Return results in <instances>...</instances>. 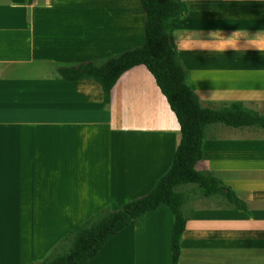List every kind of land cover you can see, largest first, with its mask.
<instances>
[{"label": "crops", "instance_id": "obj_1", "mask_svg": "<svg viewBox=\"0 0 264 264\" xmlns=\"http://www.w3.org/2000/svg\"><path fill=\"white\" fill-rule=\"evenodd\" d=\"M183 1L173 41L201 104L264 115V0ZM144 24L140 0H0V264L41 260L169 168L178 125L143 66L120 76L108 102L97 82L57 73L141 46ZM234 31L235 49L222 50ZM207 135L196 167L240 206L192 197L176 264H264V129L214 124ZM172 221L166 205L145 212L85 264H172Z\"/></svg>", "mask_w": 264, "mask_h": 264}, {"label": "trees", "instance_id": "obj_2", "mask_svg": "<svg viewBox=\"0 0 264 264\" xmlns=\"http://www.w3.org/2000/svg\"><path fill=\"white\" fill-rule=\"evenodd\" d=\"M145 14V40L141 46L118 54L76 64L60 65V79L97 82L109 101V94L126 71L143 66L152 76L178 125V140L166 172L144 195L131 199L120 208H102L62 237L50 252L32 264H85L105 241L145 212L168 206L173 215L171 228L172 264H176L185 223L194 196L223 195L240 206L234 192L210 171L198 170L203 157L202 145L207 129L214 124L230 127L256 126L264 129V115L231 102L217 108L203 106L188 85V72L173 41L177 22L188 12L183 0H140Z\"/></svg>", "mask_w": 264, "mask_h": 264}, {"label": "clouds", "instance_id": "obj_3", "mask_svg": "<svg viewBox=\"0 0 264 264\" xmlns=\"http://www.w3.org/2000/svg\"><path fill=\"white\" fill-rule=\"evenodd\" d=\"M218 30L212 31L216 32ZM210 32V33H212ZM238 36V32H232L230 35L223 34L224 43L222 44V50H234L235 49V40L234 38Z\"/></svg>", "mask_w": 264, "mask_h": 264}, {"label": "rangeland", "instance_id": "obj_4", "mask_svg": "<svg viewBox=\"0 0 264 264\" xmlns=\"http://www.w3.org/2000/svg\"><path fill=\"white\" fill-rule=\"evenodd\" d=\"M208 203H210V202H208V201H203V200H197L196 202L192 203V205H193L194 207H196V206H201V205H210V204H208Z\"/></svg>", "mask_w": 264, "mask_h": 264}]
</instances>
